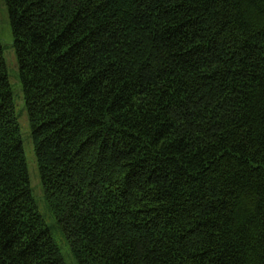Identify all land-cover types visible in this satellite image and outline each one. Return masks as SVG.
Here are the masks:
<instances>
[{
	"label": "trees",
	"instance_id": "16d2710c",
	"mask_svg": "<svg viewBox=\"0 0 264 264\" xmlns=\"http://www.w3.org/2000/svg\"><path fill=\"white\" fill-rule=\"evenodd\" d=\"M5 5L43 197L77 264H264V0ZM0 264H65L1 42Z\"/></svg>",
	"mask_w": 264,
	"mask_h": 264
},
{
	"label": "rangeland",
	"instance_id": "374dc122",
	"mask_svg": "<svg viewBox=\"0 0 264 264\" xmlns=\"http://www.w3.org/2000/svg\"><path fill=\"white\" fill-rule=\"evenodd\" d=\"M0 42L6 60L7 73L11 86L12 98L20 125L23 141V149L30 176L31 193L37 204L38 210L48 225L52 238L59 248L65 264H77L72 256L65 237L55 222L43 197L42 184L40 181L33 145L30 139V128L24 99L21 90V82L18 74L17 60L13 49V35L11 32L8 12L5 0H0Z\"/></svg>",
	"mask_w": 264,
	"mask_h": 264
},
{
	"label": "bare ground",
	"instance_id": "6f19581e",
	"mask_svg": "<svg viewBox=\"0 0 264 264\" xmlns=\"http://www.w3.org/2000/svg\"><path fill=\"white\" fill-rule=\"evenodd\" d=\"M53 216V215H52ZM63 258V257H62Z\"/></svg>",
	"mask_w": 264,
	"mask_h": 264
}]
</instances>
